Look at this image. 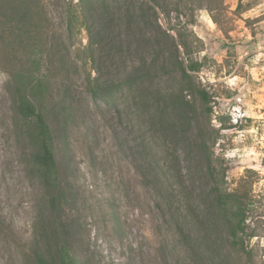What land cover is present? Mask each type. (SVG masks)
Masks as SVG:
<instances>
[{
  "label": "rangeland",
  "instance_id": "1",
  "mask_svg": "<svg viewBox=\"0 0 264 264\" xmlns=\"http://www.w3.org/2000/svg\"><path fill=\"white\" fill-rule=\"evenodd\" d=\"M36 1L38 38L57 49L45 66L46 105L71 253L82 264H264V0H84L86 13L103 15L100 38L77 25L67 35L65 5ZM17 41L0 31L4 66L1 49H18ZM157 48L185 66L199 63L189 72L196 89L185 91L191 106L184 122L178 109L164 114L174 128L153 127L151 118H159L140 110L135 87L115 85ZM92 66L107 85L115 80L114 89L98 95L102 89L89 84L97 75ZM179 80L176 72L152 88L174 92ZM6 81L0 68V264H26L44 194L29 171ZM146 162L170 208L138 174ZM214 185L247 194L245 250L231 242L216 212ZM179 220L199 241L198 259L181 239Z\"/></svg>",
  "mask_w": 264,
  "mask_h": 264
},
{
  "label": "trees",
  "instance_id": "2",
  "mask_svg": "<svg viewBox=\"0 0 264 264\" xmlns=\"http://www.w3.org/2000/svg\"><path fill=\"white\" fill-rule=\"evenodd\" d=\"M83 1L79 0L80 5L74 6L69 0H56L58 5L66 7V34L71 35L77 25L84 27L90 36L100 38L104 29L102 26L105 25L101 21L103 15L94 10L86 13L83 10ZM36 2L35 0H0V31L15 33L20 46L18 49L10 47L1 49L3 58L8 61L9 66H4L0 61V68L7 76L5 90L10 96L14 117L19 121L18 135L26 141L29 148L27 158L29 171L40 184L44 194V205L34 224L26 264H82L71 253L68 240L69 224L62 216L67 196L59 182L54 138L49 123L50 110L46 105L48 81L44 74L45 66L55 60L57 49L54 44L43 40L41 36L38 38L37 30L41 28L40 19L38 23L33 20L34 14L39 13V1ZM40 11L44 12V7L42 9L40 6ZM6 39V37L2 38L3 41ZM116 52L113 47V53ZM92 67L97 75L89 80V84L91 86L95 84L102 89V91L96 89L100 91L98 95L114 89L115 80L107 85L99 75V68ZM129 68L126 76L119 78L115 85L128 89L135 87L139 92L137 95L139 101L136 103L139 104L140 110L146 113L151 110L159 118L158 121L151 118L153 127H156L157 123L161 125L169 123L171 128H174V123L169 122V118L164 115L173 109L179 110V118L184 122L191 106V102L185 99L184 94L192 95L196 89L189 72L199 69L198 62L190 61L185 66L177 57H166L163 50L157 48L151 53L144 54L139 61H133ZM176 72L179 73L180 86L174 92H163L152 88L155 79L173 76ZM136 170L142 177L144 185L158 192L159 203L170 208L169 199L163 194L164 185L152 164L146 162L137 165ZM210 175L215 180L213 173ZM181 184L182 179L177 180L173 191L181 187ZM212 191L215 195L216 212L223 219L231 242L245 250L243 235L246 234L245 222L249 211L247 194L239 188L232 191L220 190L216 185L213 186ZM176 201V215L184 219L181 213V201L179 199ZM182 222L179 220L177 223L181 239L187 245V250L198 259L201 255L199 241L183 230ZM247 235L250 237L252 234Z\"/></svg>",
  "mask_w": 264,
  "mask_h": 264
}]
</instances>
